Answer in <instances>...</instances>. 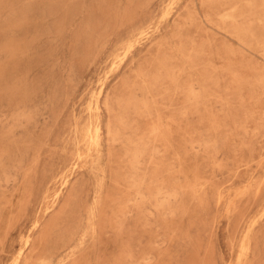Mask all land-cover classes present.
Returning <instances> with one entry per match:
<instances>
[{
	"label": "rangeland",
	"instance_id": "rangeland-1",
	"mask_svg": "<svg viewBox=\"0 0 264 264\" xmlns=\"http://www.w3.org/2000/svg\"><path fill=\"white\" fill-rule=\"evenodd\" d=\"M0 264H264V0H0Z\"/></svg>",
	"mask_w": 264,
	"mask_h": 264
}]
</instances>
